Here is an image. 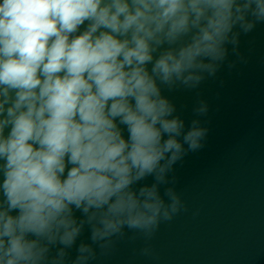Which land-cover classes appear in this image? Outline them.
<instances>
[{"label":"clouds","instance_id":"1","mask_svg":"<svg viewBox=\"0 0 264 264\" xmlns=\"http://www.w3.org/2000/svg\"><path fill=\"white\" fill-rule=\"evenodd\" d=\"M259 24L264 0H0V264H100L137 240L155 258L188 211L175 165L209 132L198 91L187 129L164 92L247 63Z\"/></svg>","mask_w":264,"mask_h":264},{"label":"water","instance_id":"2","mask_svg":"<svg viewBox=\"0 0 264 264\" xmlns=\"http://www.w3.org/2000/svg\"><path fill=\"white\" fill-rule=\"evenodd\" d=\"M239 48L247 63L231 71L226 63L196 91L164 92L186 129L197 91L209 105L201 117L209 129L205 146L175 165L188 211L161 224L151 241L155 258L138 254L142 240L126 241L100 264H264V24L242 35Z\"/></svg>","mask_w":264,"mask_h":264}]
</instances>
